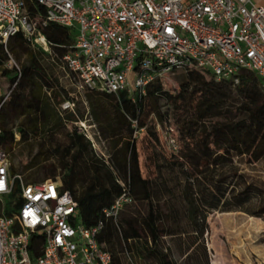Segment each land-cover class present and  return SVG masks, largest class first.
<instances>
[{"label": "trees", "instance_id": "obj_1", "mask_svg": "<svg viewBox=\"0 0 264 264\" xmlns=\"http://www.w3.org/2000/svg\"><path fill=\"white\" fill-rule=\"evenodd\" d=\"M24 2L31 15L44 16L46 7L38 0ZM40 30L57 61L74 43L73 28L49 22ZM12 54L19 68L6 67ZM42 54L51 56L22 32L11 36L6 47L0 45V76L9 84L17 81L2 105L0 99V148L9 155L11 173H21L29 182L61 176L62 189L78 202L82 223L105 222L99 240L112 252L111 264H124V256L132 264H177L178 256L184 257L183 264H210L204 242L210 213L264 216V183L243 166L264 158L261 76L245 71L234 84L190 69L175 93L157 80L136 101L126 92L85 90L89 112L108 144L109 159L104 160L83 132L68 128L84 116L76 108L62 110L61 104L72 97L46 72ZM161 98L169 101L171 115L160 111ZM170 117L179 132L176 149L169 147L168 138L161 143L158 134V122L169 131ZM136 130L149 138L146 149L153 166L148 173ZM21 143H27L31 157L18 166L12 155ZM120 181L134 201L115 221L103 210L123 192Z\"/></svg>", "mask_w": 264, "mask_h": 264}, {"label": "built area", "instance_id": "obj_2", "mask_svg": "<svg viewBox=\"0 0 264 264\" xmlns=\"http://www.w3.org/2000/svg\"><path fill=\"white\" fill-rule=\"evenodd\" d=\"M38 1L46 7L44 16L31 15L24 0H0V45L22 32L57 60L40 25L73 28L74 43L59 61L79 91L126 92L136 101L157 80L190 69L234 84L252 71L264 82V5L257 0ZM16 85L0 83L1 105ZM71 97L62 109L75 108L77 97ZM78 130L94 141L86 120L80 119ZM168 145L176 149L177 138L169 136ZM10 166L0 148V264L112 263V252L99 240L105 222L82 223L78 202L62 189L61 176L29 182ZM120 183L123 192L103 210L115 221L134 201Z\"/></svg>", "mask_w": 264, "mask_h": 264}, {"label": "rangeland", "instance_id": "obj_3", "mask_svg": "<svg viewBox=\"0 0 264 264\" xmlns=\"http://www.w3.org/2000/svg\"><path fill=\"white\" fill-rule=\"evenodd\" d=\"M259 4L264 5V0H257ZM13 59V60H12ZM24 59V56L23 58ZM41 62L45 67L46 72L58 79L64 88L77 97L75 108L79 116L83 114L84 120L89 131V136H92L94 141H91L92 149L98 158L104 160L109 159V148L107 141L102 137L101 132L89 112V103L86 98V91H79L74 84H72L68 77V71L64 64L55 60L52 56L42 54L40 56ZM20 65V61L12 54L6 64V67L12 68L15 65ZM185 72L176 71L169 74L167 78L163 79V87L165 90L176 92L179 89V82ZM0 82L4 83L2 76ZM161 112H166L171 108L169 101L165 98L159 100ZM154 118V117H153ZM171 118V117H170ZM167 121L169 131H166L164 123H160L158 127V134L161 143H164L169 136H174L179 140V132L177 125H175L173 118ZM157 122V119H153ZM80 126V119L75 123L68 124V128L72 129ZM139 146L142 153V160L144 168L148 173L153 164L148 158V150L146 149L149 138L145 131L139 134ZM30 148L27 143H21L17 146L15 154L12 155V160L18 165L22 166L30 160ZM244 167L255 176V180L261 184L264 183V158L253 164H244ZM22 169V167L20 168ZM24 171L27 169L23 168ZM209 230L204 235V242L207 247L210 264H264V216H250L241 211L230 212H212L207 217ZM124 264H132L128 256H124ZM184 257L178 256L177 264H183Z\"/></svg>", "mask_w": 264, "mask_h": 264}, {"label": "crops", "instance_id": "obj_4", "mask_svg": "<svg viewBox=\"0 0 264 264\" xmlns=\"http://www.w3.org/2000/svg\"><path fill=\"white\" fill-rule=\"evenodd\" d=\"M3 80H4V78H3ZM69 80H70V82L72 83V84H74V86L77 88V85L75 84V82H73L70 78H69ZM1 83V82H0ZM3 86H6L7 84H8V81H6V80H4V83H1ZM78 89V88H77ZM70 94V93H69ZM63 110V109H62ZM76 122V121H75Z\"/></svg>", "mask_w": 264, "mask_h": 264}]
</instances>
